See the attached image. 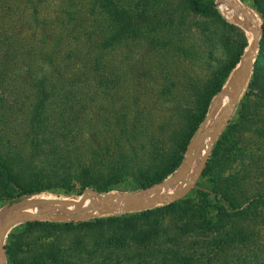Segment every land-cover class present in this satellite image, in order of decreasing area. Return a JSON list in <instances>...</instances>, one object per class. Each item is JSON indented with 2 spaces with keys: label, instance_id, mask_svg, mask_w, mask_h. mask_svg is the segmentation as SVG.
<instances>
[{
  "label": "trees",
  "instance_id": "obj_1",
  "mask_svg": "<svg viewBox=\"0 0 264 264\" xmlns=\"http://www.w3.org/2000/svg\"><path fill=\"white\" fill-rule=\"evenodd\" d=\"M43 1L35 0L36 15ZM241 1L261 24L259 53L249 91L216 139L195 187L174 201L120 215L16 223L5 238L8 264H263L264 0ZM90 3V14L100 15L93 18L102 35L96 46L88 38L80 47L81 38L63 43L57 37L50 47L30 49L0 30V211L57 188L139 192L175 174L248 45L216 0ZM194 30L201 39L220 37L226 57L201 83L182 84L170 64L194 57L188 46ZM137 42L155 61V72L144 68L148 80L140 84L138 68L111 63L114 50ZM182 90L191 98L186 109ZM152 93L167 110L182 111L158 117L148 107ZM102 100L113 108L100 111ZM179 115L182 122L173 128ZM99 130H117L115 140L128 145L105 146L103 162H87L76 142L83 135L97 141ZM157 130L166 138L159 146ZM150 139L154 146L146 148Z\"/></svg>",
  "mask_w": 264,
  "mask_h": 264
},
{
  "label": "rangeland",
  "instance_id": "obj_2",
  "mask_svg": "<svg viewBox=\"0 0 264 264\" xmlns=\"http://www.w3.org/2000/svg\"><path fill=\"white\" fill-rule=\"evenodd\" d=\"M239 1L248 8V11L252 12V14L256 16V13L252 9H250L241 0ZM37 7L39 8L40 12L39 14L36 15L34 13L35 0H0V30H2L4 34H7L8 36H12V40L14 41V44H17V42H20V40L21 41L24 40V42L28 44V48L30 49L32 45L39 46L40 44L50 47L52 45L51 43L57 37H61L63 43L64 42L65 43H68V42L76 43V42H79L81 38L83 41L80 42V45H79L80 47L83 46V43L84 44L88 43V39H89V45H91L92 47V45H95L94 43L96 42V40H99L102 37V35L99 34L101 27L96 22V21H99L100 15H98V13H96V15L90 14L89 9H91L92 7L90 0H44L43 3L38 4ZM219 9L221 13L223 14V16L229 22L235 24L238 28H240L245 33L248 39V44H249L252 40L253 33L251 30H246L240 25L235 23L234 18H233L235 9L232 7H229L227 3L219 4ZM68 11L71 12V16L69 15ZM240 15L242 17L241 13ZM95 16H96V21L95 19L93 20ZM194 32L196 35L193 34V31H190V34L188 36L189 42H190L188 46L190 48L192 47V49L195 51L194 57H192L188 61L182 60V59L180 60L174 59V61L170 64L172 69H174L177 72L175 79H177V81L182 84H186V83L189 84V82L201 83L205 78H207L211 74L212 70L217 67L219 60L226 57V50L222 44L220 37L212 36L211 38L207 37L208 39H206L205 37L201 39L200 36L197 35L199 33L196 30H194ZM261 36H262V31L260 33V39H261ZM70 46L71 44L69 43L68 47ZM247 46L244 52L246 51ZM61 47L64 50H67L63 44L61 45ZM259 47H260V41L258 44L256 59L258 57ZM147 52H149V50L145 48V45L142 46L138 42L133 43L131 45L121 47V48L114 50L113 54H111L112 56L111 63L118 66L119 68H127L129 66H132V67L134 66V68H138L140 72V77H141L139 84L142 82L145 83L147 82L148 78H145L142 75L144 68L151 67L152 71L155 72V61L153 57L149 55ZM241 58L239 62L237 63L236 67L230 73L222 91H220V93H218L213 98L210 108L206 114V117L204 121L200 124L196 135L198 133L204 132L207 128H209L214 123H216L217 117L222 112L224 106L228 103L229 94L227 93V91L230 88V82L233 76L235 75L236 71L239 69ZM157 72H158V69H157ZM131 76L132 75L128 76V79L130 80V84H131ZM249 80L250 78L244 84L240 92L238 102L249 91ZM160 82H161V79L156 76L154 86L157 87ZM182 91L183 92L181 96L183 98H180L179 100H181L182 102L181 107L186 109L190 104V101H188L187 103V100L191 98L188 96L187 92H185L184 90ZM151 95L153 96L152 99L154 98V100H152L151 104H149L148 107L152 108V113H156L158 117L160 118H162L163 116L165 117L166 114H169L171 116L172 114L171 112H174V114L178 115L179 111L180 112L182 111V110H177L176 106H175V109L167 110L166 106L165 107L161 106V103L157 99V95L155 93H152ZM100 104L102 106V107H99L100 111H104L103 105H108V107L111 106L110 103H108L105 100H102ZM118 106L119 105L117 104L116 107ZM112 108L113 107H110V109ZM234 112H235V109H234ZM106 114L107 113H105V115ZM101 115L102 114L98 115V117H100ZM179 122H182V117L180 115L179 117L178 116L175 117V121L174 123H172L173 128H175L177 123ZM17 127H18L17 130H22L21 125H18ZM213 129L214 128L208 129L207 134L202 139H200L197 145L195 146L193 150V164L188 174L185 177L181 178L176 183H174L173 185L169 186L166 189V194L174 193L177 189L181 190L195 176L197 164L208 150V144L211 141L210 134ZM99 132L101 134V137L97 141H94L93 143L90 141L87 135L79 136L78 141L76 142L78 145L81 146L79 148H81V150L84 151V155L86 156L85 160L87 162H95V161L103 162L105 159L102 158V156L106 155L103 151L105 146L112 147V148H118L119 146L128 145V141L121 140V144H119L118 140H115L114 132H117V130H99ZM154 133L156 137L153 139L158 140V146H159L160 143H162V141L166 138L164 137V134L160 132V130H157ZM206 137L207 138L209 137L210 139L205 142L204 139H206ZM155 140L150 139V141L148 142L146 141L145 142L146 148H150L154 146L152 144V141L155 142ZM97 150H100L101 153L96 154L95 151ZM92 156L93 157L99 156L100 159L95 160L93 159ZM186 156H187V151L185 153V159H186ZM195 185L193 187H195ZM90 189L92 188L85 189L81 194H78L73 191H66L63 188H57V189L51 190L50 192L46 194L41 195L39 198L20 201L12 206L3 208L0 211V225L6 220L19 214L21 211L26 210L29 207V205H26V204H29L33 201L46 200V199H51V198L71 199V200L77 201L82 198L83 194L87 190H90ZM59 192H61V195H58ZM137 192L138 191L113 189V190H110L109 192L100 193V194L109 196V195H113L117 193L135 194ZM102 198L103 197H98L96 195L90 194L89 197L87 198L88 200L86 199L87 201H85L83 205L84 209L82 211V214L97 213V216H110V215H120V214L125 213V211H123L122 209L115 207L111 204L109 207L105 206L102 209L103 213L99 214V212H101L100 211L101 208L99 207L100 205H95L93 202L95 200H102ZM165 203L167 202L157 204L155 206H159ZM125 206H127V203L122 204V207H125ZM56 208H59V209L56 210ZM76 209H77V206L74 204H67L61 207H56V205H51V204H41L39 206H35L33 208V212L38 213V214L47 213V212L69 214L70 212H73ZM93 217H96V216H92V217L90 216L84 219L93 218ZM261 231L264 233V226H261ZM259 252L263 253L264 250L260 249ZM261 259H263L262 263L264 264V255H262ZM4 264H8L7 258Z\"/></svg>",
  "mask_w": 264,
  "mask_h": 264
},
{
  "label": "water",
  "instance_id": "obj_3",
  "mask_svg": "<svg viewBox=\"0 0 264 264\" xmlns=\"http://www.w3.org/2000/svg\"><path fill=\"white\" fill-rule=\"evenodd\" d=\"M217 2L218 4L227 2V5L229 7L234 8L235 13L233 18L235 23L240 25L246 30H251L253 33V37L241 58L239 69L236 71L235 75L233 76L230 82V88L227 91V93L229 94L228 103L224 106L222 112L217 117L216 123H214L212 126L207 128L204 132L198 133L189 143L187 147L186 159L182 163L179 170L175 174L167 178L166 180L156 184L154 187L150 189H145L143 191H139L135 194L117 193V194L105 196L100 194L98 191L90 189L87 190L83 194L82 198L79 199L78 201H74L71 199H56V198L35 201L26 210L21 211L19 214L6 220L0 225V264H4V262L6 261L5 245H4L5 238L8 235V232L10 231L12 226L16 223H20L23 221H30V220H61V221L82 220L90 216L91 217L97 216V213L82 214V211L84 209L83 205L90 194L96 195L98 197H103L102 200H95L93 202L95 205H100L99 207L101 208L100 210L101 212H99V214L103 213L102 209L105 206L109 207L111 204L115 207L122 209L125 212L133 211V210H142L164 202L168 203L174 201L185 195L196 184L198 178L202 173L204 165L210 155L211 149L216 139L221 134L224 127L232 117V114L239 100L240 92L244 84L250 78L251 72L254 68V63L256 59V53L258 50V44L260 41V33H261V27H260L261 25L258 18L254 16L252 12L248 11V8L244 6L239 0H217ZM240 13L242 14V17ZM210 128H214L210 134L211 141L208 144L207 152L204 154V156L199 160L197 164L195 176L181 190L177 189L174 193L166 194V189L169 186L173 185L174 183H176L177 181H179L181 178L185 177L188 174L193 164V150L197 145L198 141L207 134L208 129ZM124 203H127V206L122 207V204ZM41 204H51V205H56V207H61L67 204H74L77 206V209L73 212H70L69 214L51 213V212L42 213V214L34 213L33 208ZM58 209L59 208H56V210Z\"/></svg>",
  "mask_w": 264,
  "mask_h": 264
},
{
  "label": "bare ground",
  "instance_id": "obj_4",
  "mask_svg": "<svg viewBox=\"0 0 264 264\" xmlns=\"http://www.w3.org/2000/svg\"><path fill=\"white\" fill-rule=\"evenodd\" d=\"M223 3H227V2H223ZM87 200H88V199H87ZM87 200H86V201H87ZM77 201H78V200H77ZM34 202H35V201H33V202L29 203V204H26V205H29V206H30V205L33 204ZM34 213H35V212H34Z\"/></svg>",
  "mask_w": 264,
  "mask_h": 264
}]
</instances>
